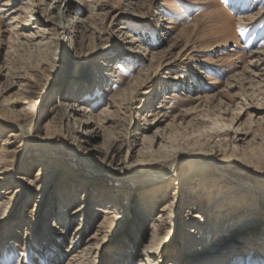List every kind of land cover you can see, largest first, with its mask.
I'll return each mask as SVG.
<instances>
[{
  "label": "rangeland",
  "instance_id": "rangeland-1",
  "mask_svg": "<svg viewBox=\"0 0 264 264\" xmlns=\"http://www.w3.org/2000/svg\"><path fill=\"white\" fill-rule=\"evenodd\" d=\"M73 101L107 114L109 141L159 132L170 149L199 154L198 171L183 161L158 189L97 174L93 156L61 149L72 142L62 104ZM224 125L250 141L220 137ZM219 148L230 163H210ZM242 183L264 195V0H0V264H139L170 201L157 264H264V215L249 212ZM84 189L86 221H71ZM66 192L76 201L60 221ZM100 207L115 221L96 237ZM89 241L94 251L77 257Z\"/></svg>",
  "mask_w": 264,
  "mask_h": 264
},
{
  "label": "bare ground",
  "instance_id": "bare-ground-1",
  "mask_svg": "<svg viewBox=\"0 0 264 264\" xmlns=\"http://www.w3.org/2000/svg\"><path fill=\"white\" fill-rule=\"evenodd\" d=\"M60 23V22H59ZM72 23V22H71ZM58 24V23H57ZM74 24V23H73ZM58 27H61L63 30L69 32L72 30V26L69 24H58ZM5 105V104H4ZM63 112L61 113L62 120L64 121L65 125L69 127L70 129V135L69 139L72 141L70 146L64 147L62 146L61 149H64L65 151L69 153H77V155L81 156L82 158L86 156H93V159H95V164L97 163V166L94 164H89L90 170L96 172L97 174L105 173L113 175L116 178H132L138 180L142 184H148V185H155L154 188L158 189V187H161V184L165 183L167 179L172 174V171L176 168V166L181 162H187L193 171H198L196 168V162L200 161V155L196 152H182V151H176L175 149H170L169 146H166L165 143V137L162 136L159 132L153 136L150 137L145 134H140L141 138L138 139V142L133 145L131 144H125L119 141L111 140L109 141L106 135H104L102 122L106 121L107 114L103 115L99 118V115H96V113H93L92 110L89 108L88 105H84L82 102H69V103H63L62 104ZM225 126V125H224ZM219 128V127H218ZM239 129V130H238ZM157 130V128H154L151 133H154ZM23 134H25V138L27 135V141L32 142L33 144L39 145L42 147V145H52L49 141L48 144L46 143H39L34 142L31 139H28V136H30L31 131L22 130ZM220 137H230L236 141V143H246L249 142L251 139V136L246 130H242L241 128L237 127H228L225 126L223 129L220 128L218 131ZM68 138V137H67ZM107 139V143L102 147L100 144V140ZM7 141V140H5ZM60 147V146H59ZM234 148H237V145L234 146ZM129 149H133V155L128 160V151ZM88 153V155L86 154ZM214 157L210 159V163L222 166L226 163H230L233 159V155L226 153L225 149L214 150L213 152ZM136 156V157H135ZM135 157V158H134ZM225 177L227 174H225ZM223 181L228 182L226 178H223ZM151 187V186H150ZM73 188V186H72ZM221 194L224 192V188H221ZM236 190L240 192H252L253 191V199L249 202L252 203V205H249V212L250 213H259L264 215V195L261 192V190L258 187H253L251 184L248 183H242L238 185ZM85 190V189H84ZM234 190L228 191L233 192ZM85 194L82 195V197H79V203L72 208V219L71 221H76L78 218L81 219V223L86 221V215H87V207H88V200L92 197L88 193V191H84ZM66 193H63L60 195H64L63 198H61L59 206L56 208L57 217L62 220L63 211L62 208L71 205L73 201H76L74 198L71 199L70 197L66 196ZM220 196V195H219ZM221 200V199H220ZM234 202V201H233ZM175 201H170L168 204L162 207V209L159 211L160 214L154 219L155 222L152 224V230L149 233L151 234L150 239L147 241V245L144 247L142 253H140L141 259L139 261V264H157L159 260V254L155 252L154 245L155 242V230H157V227L160 226L164 218H166L171 208L173 207ZM106 207V206H105ZM101 210L106 213V215L98 222V233L95 235L101 234L104 232V229L108 228L112 222H114L115 217L112 216V213L105 212L104 208L100 207ZM103 208V209H102ZM231 208L229 209V211ZM99 211L97 208L93 210V213ZM109 212V213H108ZM204 215V214H203ZM197 216V215H190L192 216L190 221L197 220L199 221V224L205 225L207 223L206 216ZM109 216V217H108ZM112 217V218H110ZM158 223V225H156ZM100 224V225H99ZM82 224L77 225L73 232L70 235V240L72 241L71 244H79L81 241V237L75 238L76 235L80 233V231L83 228H80ZM57 227V226H56ZM97 227V226H96ZM187 231L189 232V240L188 243L193 242L194 237L196 236V232L192 228H188ZM81 234V233H80ZM96 237L93 236V239ZM75 241V242H74ZM92 241V240H91ZM195 245H197L195 241ZM94 243L91 244L89 241L86 245V247L82 248L78 253L77 257H89L88 255L91 254L95 249ZM194 246V245H193ZM79 258V259H82ZM85 258V259H86ZM89 259V258H88ZM84 260V259H83ZM87 260V259H86ZM81 262V261H80Z\"/></svg>",
  "mask_w": 264,
  "mask_h": 264
},
{
  "label": "snow or ice",
  "instance_id": "snow-or-ice-1",
  "mask_svg": "<svg viewBox=\"0 0 264 264\" xmlns=\"http://www.w3.org/2000/svg\"><path fill=\"white\" fill-rule=\"evenodd\" d=\"M239 130V129H238Z\"/></svg>",
  "mask_w": 264,
  "mask_h": 264
}]
</instances>
